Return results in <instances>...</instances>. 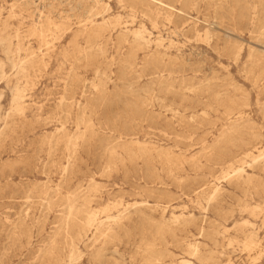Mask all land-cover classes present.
Returning <instances> with one entry per match:
<instances>
[{
  "label": "rangeland",
  "instance_id": "1",
  "mask_svg": "<svg viewBox=\"0 0 264 264\" xmlns=\"http://www.w3.org/2000/svg\"><path fill=\"white\" fill-rule=\"evenodd\" d=\"M183 260L264 264V0H0V264Z\"/></svg>",
  "mask_w": 264,
  "mask_h": 264
},
{
  "label": "bare ground",
  "instance_id": "2",
  "mask_svg": "<svg viewBox=\"0 0 264 264\" xmlns=\"http://www.w3.org/2000/svg\"><path fill=\"white\" fill-rule=\"evenodd\" d=\"M218 1V0H217ZM161 2V1H160ZM223 3V2H222ZM216 5H218V4H216ZM214 7V6H213ZM219 8V7H218ZM217 8V9H218ZM221 8V7H220ZM216 13H217V11H216ZM42 50V49H41ZM252 148V147H251ZM250 149V148H249ZM245 151V150H244ZM72 208V207H71ZM190 248H192V247H190ZM192 250V249H191ZM183 263L184 264H189V261H186V260H183Z\"/></svg>",
  "mask_w": 264,
  "mask_h": 264
}]
</instances>
